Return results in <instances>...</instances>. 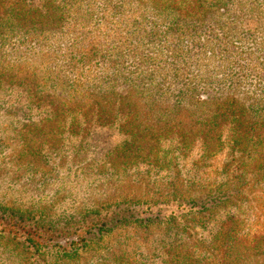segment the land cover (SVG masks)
I'll return each instance as SVG.
<instances>
[{"label":"trees","instance_id":"obj_1","mask_svg":"<svg viewBox=\"0 0 264 264\" xmlns=\"http://www.w3.org/2000/svg\"><path fill=\"white\" fill-rule=\"evenodd\" d=\"M64 1L61 4L59 0H44L42 3L0 0V46L5 45L3 41L7 39L24 38L33 41L34 48L40 47L48 43L46 41L52 35L66 28L70 14L77 26L87 28L92 25L90 20H82L81 11L76 8L79 0ZM115 1L105 0L107 11L116 12L119 6ZM238 1L149 0L148 5L160 15H165L169 23L167 27L176 32L177 41H180L187 36L199 35L206 25L213 26L210 22L221 29L229 26L228 32H231V25H235L238 18L233 16L235 20H232L228 6L235 3L241 7L243 4ZM126 5L128 0L120 7ZM108 15L111 17V13ZM56 43L53 56H58L62 50L61 61L68 70H63V66L58 68L56 59L51 60L47 68L41 69L25 66L10 55H0V94L5 90L17 94L15 102L18 100V103L24 104L23 109L28 114L34 113L38 117V120L29 122L24 133H21L27 142L26 156H39L44 147L54 158L70 155L81 158L94 151L100 164L98 167L103 171L111 170L115 174L146 164L151 170L158 169L170 174L197 147L200 157L193 163L190 172L195 169L198 172H193L189 180H184L180 170L176 169L166 186V192L159 197L136 200L135 205L151 208L159 203L166 207L177 204L178 209L193 211L194 217L198 214L200 220L205 221L202 225L216 223L208 250H205V246L201 248V243L191 241L195 219H191L190 226L186 224L183 227L185 232L190 230L186 237L183 235V240L181 230L174 232L172 228L169 239L165 237L159 241L164 253L162 264H244V254L249 250L257 251L261 244L255 238L253 245H246L250 231H245L240 216L247 175L238 173L235 181L227 175L228 178L214 184V187L212 184H201L199 190L201 174L207 170L209 160L227 145L239 150L241 164L264 168V133L259 132L261 127L257 122H250L247 117L249 109L242 99L224 94L230 74L224 72L220 76L213 74L196 78L204 84L202 89L205 92L201 93L200 82L196 83L192 77H183L175 67L173 70L176 73L171 68L167 71V65L174 66V63L164 65L165 60L146 53L141 45L133 49L134 46L127 42H124L123 48L116 47V42H70L61 48L60 42ZM119 53L134 54L136 69L120 71L119 63L124 65L125 57L117 56ZM226 61L229 62V58ZM237 66L240 67V76L245 75L243 66ZM120 79H124L128 85L126 94L116 89ZM177 82H183L186 89L180 92L184 96L179 97L182 101L178 99L173 104H164L165 100H171L169 89ZM208 90L216 94L206 95ZM133 97L149 103V118H153V123L140 121L139 106ZM181 116L189 117L193 125L184 124ZM107 132L109 139L118 132L121 140L116 143L101 142L100 136ZM86 160L84 158L83 163ZM82 165H78V168L81 169ZM255 177L254 182L264 180V171ZM234 206L236 214H232ZM96 211L85 212L79 218L72 216L73 220L65 221L62 226H48L42 214L36 220L34 211L0 205V240H7L6 245L18 248L27 259L29 255L40 253L44 247H48L46 242L62 236L76 235L77 242L71 245L88 244L91 240L90 246L92 239L100 240L114 227L128 223L135 217V208L130 207L113 214L107 210L106 215H103L104 208ZM221 213L227 214L223 222L218 221ZM176 218L178 216L174 211L165 217L159 214L146 218L138 216L136 221L141 226H149L150 223L160 225L162 222L172 225ZM58 249L59 254L71 258L76 254L67 247L58 246Z\"/></svg>","mask_w":264,"mask_h":264},{"label":"rangeland","instance_id":"obj_2","mask_svg":"<svg viewBox=\"0 0 264 264\" xmlns=\"http://www.w3.org/2000/svg\"><path fill=\"white\" fill-rule=\"evenodd\" d=\"M43 1L28 0L29 3ZM59 1L61 4L65 2ZM148 2L149 0H128L126 7H120L122 3H126V0H116L115 3L119 7L114 13L110 9L106 10L105 0H79L76 8L80 9L82 20H90L89 23L92 24L90 27L77 26L73 15L70 14L67 17L66 28L52 35L46 41L48 43L34 48L33 41L24 38L7 39L3 41L6 44L0 46V55H10L9 57H13L25 66L41 69L47 68V64L56 59L58 68L63 66V70H68L61 61L62 50L58 56H53L57 47L56 42H60L61 48L66 47L70 42H116L118 48H123L124 42H127L134 46L133 49L141 45L146 53L165 60L164 65L173 62L174 66L167 65V71L175 67L176 71L180 70V75L183 77L195 78L193 80L196 83L200 82L198 86L201 93L205 92L202 89L204 84L196 78L213 74L220 76L224 72L230 74L224 94L242 99L249 109L247 117L250 122L253 124L257 122L261 127L259 132L264 133V0H239L243 7L230 3L228 11L232 20H235L233 16L238 18L235 25H231V32H228L229 26L221 29L216 27L214 22H210L213 26L206 25L199 31V35L187 36L180 41H177L176 32L167 27L166 24L169 23L165 15L155 12ZM106 11L107 14L104 16ZM126 23L129 25L127 26ZM155 24L159 25L153 28ZM17 48L19 49L16 50ZM123 55L125 63L122 65L118 62V69L135 70L134 54L119 53L117 56ZM226 57L229 58V62L226 61ZM238 64L243 66L245 75L240 76ZM99 71L100 67L96 69L97 73ZM176 71L174 69L172 72L176 73ZM183 82L172 85L169 89L171 100H165L164 104H173L180 96L184 97L180 94L186 90ZM116 89L122 94L127 93L128 85L124 83V79L117 81ZM208 94L214 96L216 93L208 90L206 95ZM16 96L17 94L14 95L8 90L0 94V205L34 211L36 220L42 214V219L48 226H62L65 221L73 220L72 216L78 217L91 211L94 213L102 208L105 209L103 215H106L107 210L113 214L129 207L135 208V217L128 223L124 222L114 227L100 240L92 239L90 246L88 244L91 240L88 244L85 242L71 245L72 242H77L76 235L52 239L46 242L47 245L49 244L48 247H44L40 253L33 254L34 256L29 255L28 260L18 248L6 245L7 240L1 239L0 264H25L27 261L28 264H146L147 262L162 264L164 253L161 251L159 241L164 240L165 237L169 239L172 228L174 232L181 230L180 235L183 240L184 236L190 233V230L183 231V227L186 224L190 226L191 219L196 221L191 241L195 244L201 243V248L205 246V250H208L207 246L216 231V223L202 225L205 221L200 220L198 214L194 217L193 211L178 209L177 204L166 207L163 203H159L152 205L151 208L147 205H135L136 200H145L151 196L159 197L166 192V186L177 167L168 174L166 171L151 170L146 164H140L114 174L111 170L103 171L98 167L100 164L95 158L94 151L81 158H75L73 155L54 158L44 147L43 153L39 156H26L27 142L21 133H24L29 122L38 120V117L34 113L28 114V111L23 109L24 104L18 103V100L15 102ZM132 99L139 106L140 121L153 123V118H149V103L136 97ZM180 118L184 124L193 125L189 117ZM113 134L111 139L108 138L109 132L102 134L100 141L119 142L121 137L118 136V132ZM199 150L196 147L188 154L187 159L180 161L177 170H180L184 180H189L193 172H198L197 169L190 171L193 169V163L200 157ZM238 152L239 150H233L227 145L223 151L212 157L208 162L207 170L201 174L199 190L201 184L206 186L212 184L214 187V184L220 183L225 177L228 178L227 175L234 181L238 173L247 175L246 183L243 185L244 201L241 204L240 216L245 231H250L246 245H253L255 238L260 240L261 244L257 251H247L243 259H245L244 264H264V180L254 182L255 175L262 173L264 168H255L249 163L241 164ZM84 158L87 160L83 163ZM81 163L83 165L79 169L78 165ZM235 208L234 206L232 214H236ZM174 211L178 218L176 222H172V225L162 222L160 225L150 223L149 226H141L140 222L136 221L138 216L146 218L159 214L165 217L170 216ZM220 215L218 221L223 222L227 214ZM58 246L67 247L76 254L72 258L64 256L63 253L59 254ZM156 247L158 249L154 253Z\"/></svg>","mask_w":264,"mask_h":264}]
</instances>
